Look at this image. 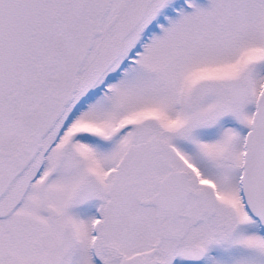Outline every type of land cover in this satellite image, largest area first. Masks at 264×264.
I'll use <instances>...</instances> for the list:
<instances>
[{
	"label": "flooded vegetation",
	"instance_id": "af4514ba",
	"mask_svg": "<svg viewBox=\"0 0 264 264\" xmlns=\"http://www.w3.org/2000/svg\"><path fill=\"white\" fill-rule=\"evenodd\" d=\"M259 8L264 0H47L42 13L50 22L42 46L53 48L42 60L35 52L25 85L0 100V105L8 100L10 108L3 115H15L10 134L1 131L0 136V264L199 261L210 236L223 237L226 186L244 199L249 192L258 218L254 194L264 111L242 136L239 106L247 96L235 101L232 93L245 87L210 80L205 63L210 54L231 49L252 33ZM73 29L83 41L76 40V48L72 43L71 73L61 76L53 70V57L65 54ZM152 37L162 61L155 57V64H143L134 83L138 88L132 89L152 94L151 99L171 100L174 93L176 101L187 102L181 121L168 126L153 115L120 125L94 121L92 101L111 88L126 60ZM88 50L91 65L82 69ZM25 96L28 104L21 102ZM25 116L22 129L19 119ZM130 125L136 155L124 170L119 195L111 187L99 194L93 189V240L65 241L66 228L80 231L79 223L65 224V211L71 205L80 211L86 151L107 148ZM241 136L242 146L236 148ZM58 170L60 176H54ZM172 171H177L173 187L186 180L189 188L178 204L163 202L160 192ZM149 185H154V205L148 208L140 189Z\"/></svg>",
	"mask_w": 264,
	"mask_h": 264
},
{
	"label": "rangeland",
	"instance_id": "374dc122",
	"mask_svg": "<svg viewBox=\"0 0 264 264\" xmlns=\"http://www.w3.org/2000/svg\"><path fill=\"white\" fill-rule=\"evenodd\" d=\"M46 2L47 0H44L43 8L38 14L37 22L32 28L30 38L16 66V75L19 74L18 77H21V80L15 88L11 87V89V85L7 87L1 96L3 99L6 96L10 99L21 86L25 85L24 81L27 80V74L31 68L30 62L35 52H40L39 57L42 60L44 56L49 55V51L53 48L50 44L42 46L50 22L47 14L42 13ZM257 15V21L250 35L240 40L236 46H231V49L210 54L206 57L205 63L207 65L206 69L209 71L210 80H217L227 88L234 84L245 87L247 99L239 106L242 116L239 130L242 136L253 129L256 123L255 118L264 111V8H259ZM71 32H73L72 35L70 33L66 38L65 46L67 51L64 52L65 54L63 53L64 55H62L61 53L53 57V70L61 76L71 73L68 65L73 61L71 57L74 59L71 55L73 53L71 50L74 49V47H71L72 43L75 42L76 48V40H79V43L83 41L82 36L78 35V29H73ZM69 38L73 40H69ZM154 43L153 37L150 38L147 46L144 45L145 48L142 46V50L139 53L136 52L132 58L127 59L126 61H129L124 72L113 79L109 85L111 88L106 90L105 94L98 96L92 101L94 103L89 109L93 112L94 121H102L103 124L120 125L125 122L139 120L144 115H153L168 126L174 123V120L176 122L181 121L179 119L183 118L182 114L185 113L184 105L187 102L176 101L174 93L171 100L156 97L151 99L148 96H153L152 94H143L138 89H132L138 88L134 83L141 79L140 72L143 64H155V57L161 60L160 55L162 54L158 52L159 47ZM227 45L228 43H226V47L229 48V45ZM91 53V50H88L87 56L80 63L82 69L84 66L91 65L89 64V54ZM7 91L9 92L7 93ZM27 101L28 97L26 96L21 99V102L28 104ZM7 102L8 100L0 105V136L2 135L1 131L9 135L15 121L14 114L11 112L3 115L5 110L10 109L7 107ZM27 104L22 107L21 112L24 113L23 109ZM181 105L183 106L182 110L180 109ZM89 113L90 111L85 112L84 115ZM19 123L22 125L21 128L24 129L26 116L23 119H19ZM134 132L133 125H130L119 137L109 140L107 148L98 146L94 152L86 151L88 161H83L80 164V176L83 181L78 201L81 202L80 211L75 213L72 205L65 211V224L75 225V223H79L80 231L75 234L72 229L66 228L65 241L78 240L87 242L93 240L90 223L95 201L91 199V192L94 189L95 194H99L102 193L100 188L111 187L113 193L119 195L118 187L122 183L124 170L136 155L132 149V142L136 140L134 138L136 132ZM224 134L226 137L228 136V128L224 129ZM242 136L237 140L236 148L242 146ZM185 144L187 145L188 143ZM60 174L61 171L58 170L54 176H60ZM4 176L7 175L5 174ZM153 186L152 189L151 185L142 186L140 189L141 197L145 201V207L148 208L154 205L150 199L153 194ZM245 198L233 186L229 190L226 186L222 198L223 237L217 238L216 234L213 237L210 236V242L205 245V255L201 260L188 261L179 258L177 261L171 262V264H264V230L259 219L254 215L249 192ZM218 239L221 240L218 242ZM165 263L166 259H162L160 264ZM72 264L81 263L73 262Z\"/></svg>",
	"mask_w": 264,
	"mask_h": 264
},
{
	"label": "water",
	"instance_id": "95a60500",
	"mask_svg": "<svg viewBox=\"0 0 264 264\" xmlns=\"http://www.w3.org/2000/svg\"><path fill=\"white\" fill-rule=\"evenodd\" d=\"M26 2L27 0H0V53L9 37V34L11 33V31L14 29L17 22L19 21L21 12L25 7ZM43 3H42V8H43ZM38 14H37V18H38ZM33 26L34 24L32 25V28ZM17 78L18 75H16L15 72L13 80L9 84L11 85L10 88L12 87L13 83ZM8 92L9 91H7V93ZM232 96L235 101H243L246 98L247 93L245 89H239L237 91H234L232 93ZM176 172L177 171L169 172L161 182L160 192L163 202L167 201V203H169L170 201L174 200V202L178 204L185 198V196L188 193L189 188L186 180L183 183H179V186L177 188L173 187L172 184L173 177H175V175L177 174ZM254 208L256 215L258 216L260 222L264 226V141L261 148L260 158L256 172Z\"/></svg>",
	"mask_w": 264,
	"mask_h": 264
},
{
	"label": "bare ground",
	"instance_id": "6f19581e",
	"mask_svg": "<svg viewBox=\"0 0 264 264\" xmlns=\"http://www.w3.org/2000/svg\"><path fill=\"white\" fill-rule=\"evenodd\" d=\"M42 3L43 0H27L19 21L9 34L0 53V96L13 80L20 55L30 38L32 25L36 23Z\"/></svg>",
	"mask_w": 264,
	"mask_h": 264
}]
</instances>
